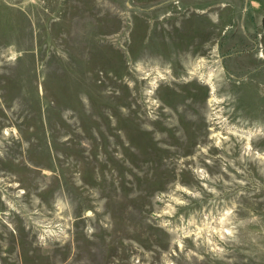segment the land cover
Returning <instances> with one entry per match:
<instances>
[{"label":"rangeland","instance_id":"obj_1","mask_svg":"<svg viewBox=\"0 0 264 264\" xmlns=\"http://www.w3.org/2000/svg\"><path fill=\"white\" fill-rule=\"evenodd\" d=\"M0 264H264V0H0Z\"/></svg>","mask_w":264,"mask_h":264},{"label":"bare ground","instance_id":"obj_2","mask_svg":"<svg viewBox=\"0 0 264 264\" xmlns=\"http://www.w3.org/2000/svg\"><path fill=\"white\" fill-rule=\"evenodd\" d=\"M261 57H263V56H261Z\"/></svg>","mask_w":264,"mask_h":264}]
</instances>
